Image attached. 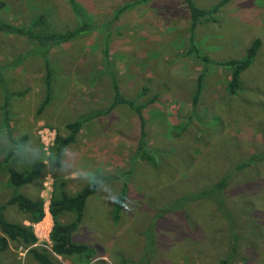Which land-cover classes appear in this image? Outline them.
<instances>
[{
	"label": "rangeland",
	"instance_id": "1",
	"mask_svg": "<svg viewBox=\"0 0 264 264\" xmlns=\"http://www.w3.org/2000/svg\"><path fill=\"white\" fill-rule=\"evenodd\" d=\"M4 1V19L19 26L43 14L55 30H72L82 21L92 28L47 50L53 98L43 112L44 51L0 32V133L17 142L39 139L51 154L56 135L68 134L67 123L110 106L115 79L124 96L144 105L146 140L159 162L153 165L137 154L143 121L129 105L85 122L70 145L77 163L98 169L119 193L126 185L127 197L116 219L115 202L96 190L90 196L75 235L97 250L89 262L55 254L46 234L39 233L36 246L53 255L52 264H223L232 253L231 264H264V217L255 216L253 200L258 193L264 205V0H229L215 21L198 23L195 42L210 57L207 64L188 53L192 19L183 0H76L81 16L68 0ZM193 1L211 8L221 0ZM126 3L132 6L119 13ZM257 37L262 40L258 58L231 95L232 72L224 63L242 59ZM10 152L0 147V204L13 193L8 168L32 165ZM252 157L254 163L247 164ZM46 164L43 180L22 187L23 193L41 195L49 204L56 181H65L72 195L88 185ZM226 176L222 191L194 196ZM6 215L31 224L15 205ZM231 216L238 236L234 252ZM73 219L65 214L60 220ZM46 222L53 226L50 215ZM0 262L39 264L20 241L10 242Z\"/></svg>",
	"mask_w": 264,
	"mask_h": 264
},
{
	"label": "trees",
	"instance_id": "2",
	"mask_svg": "<svg viewBox=\"0 0 264 264\" xmlns=\"http://www.w3.org/2000/svg\"><path fill=\"white\" fill-rule=\"evenodd\" d=\"M68 1L76 15L81 16V10L78 2L76 0ZM141 1L147 2L149 0H139L138 2ZM183 1L186 3L190 13V17L192 19L188 53L202 59L203 62L207 64L211 62V59L208 55L202 53V51L196 44L194 31L196 29V26L202 19L215 21L221 7L225 5L229 0H221L211 8H201L193 0ZM5 5V1L0 0V32L21 36L34 47H37L44 51L45 95L39 107V112H43L44 109L51 103L53 98L54 69L52 68L50 60L47 57V50L72 41L79 35L91 30L92 25L88 22L82 21L81 24L75 29L59 31L52 29L49 26L45 16L43 14H40L35 16L29 24L19 26L4 19L2 11L5 8ZM131 6L132 3H126L120 8L119 13L126 11ZM261 47L262 40L261 38L257 37L252 41L251 45L246 51L245 56L242 59L231 60L224 63L231 69L232 72L231 78L227 84V91L229 94L234 95L241 89L242 76L255 64ZM107 52L108 50H105L106 56H108ZM203 77L204 72L197 78V86L193 98L194 105H196L203 90ZM113 80L115 94L110 106L105 110H95L90 114L81 116L80 118L67 123L66 128L68 130V134L63 135L61 133H58L56 135L55 146L53 147V150L58 151L62 146L75 143L77 140V136L85 122L97 116L109 113L118 105L126 104L129 105L133 110H135L143 121L142 132L137 145V154L142 160H146L153 165L158 166V157L154 154V149L146 140V130L143 116L144 105L137 104L134 100L124 96L119 89L117 81L115 79ZM8 100L9 97L7 96V103L5 104L6 126H9ZM19 142H26V137L21 138ZM12 154L13 152L11 151L10 155ZM10 155L8 156V158L10 157ZM261 157L264 158V156ZM254 161L255 157H252L249 159V162L247 164H253ZM46 167V162L37 161L33 162L31 167L25 170H18L11 166L8 168L9 182L13 187V193L6 202L0 204V253L9 247L11 241H20L22 244L29 248L31 255L39 264L53 263V255L48 250L40 249L36 246L38 237L33 229V226L24 222L12 221L6 215V209L8 208V206L15 205L21 211L25 212L28 215L27 220L30 223L39 222L45 217L46 211L45 201L43 197L41 195L37 197H31L23 193L21 188L24 186L40 183L43 180ZM227 183L228 176L224 177L220 182L209 188L207 191H202L201 193L194 194V196H210L214 189L222 191ZM65 184V181H56L50 198L49 211L54 221L53 228L50 233L52 252L65 257H79L85 262H89L97 256V250L93 246L85 242L77 241L75 235L84 219L88 200L90 196L95 192V188L91 184H88L80 191H78V193L72 195L66 191ZM126 187L127 186L124 185L123 190L120 193V199L114 204L113 215L116 219L119 218L125 204V200L127 197ZM253 200L254 214L259 220H261L264 217V205H261L260 199H258V193L253 194ZM224 209L226 208L224 207ZM65 214H73L74 219L68 223L62 222L60 220L61 216ZM229 214L232 215V213ZM231 221L232 223L230 224V228L234 242L232 251L234 252V244L236 243L238 236H236V232H234L235 224L233 223L234 218L232 216ZM233 260L234 253H232V255H228L227 258L223 260V264H231ZM0 264L2 263L0 262Z\"/></svg>",
	"mask_w": 264,
	"mask_h": 264
},
{
	"label": "clouds",
	"instance_id": "3",
	"mask_svg": "<svg viewBox=\"0 0 264 264\" xmlns=\"http://www.w3.org/2000/svg\"><path fill=\"white\" fill-rule=\"evenodd\" d=\"M0 147L10 149L20 162H47L57 171L91 184L96 191L113 202L121 197L119 191L103 178V174L98 169L77 163L78 153L70 145L62 146L58 151L53 150L49 154L48 147L39 139H30L26 142L11 141L4 132L0 133Z\"/></svg>",
	"mask_w": 264,
	"mask_h": 264
},
{
	"label": "built area",
	"instance_id": "4",
	"mask_svg": "<svg viewBox=\"0 0 264 264\" xmlns=\"http://www.w3.org/2000/svg\"><path fill=\"white\" fill-rule=\"evenodd\" d=\"M49 204L45 203V211H46L45 217L39 222L31 223V225L33 226V229H34V231H35V233H36L38 238H39V233L44 234V235L46 234L47 240L50 243V246H49L50 250H52V242H51V239H50V233L52 231L53 226H49L48 222H46V218L48 217V215H50L51 219H53L51 214H50V211H49ZM53 224H54V221H53ZM38 226H40L39 227V232L37 230Z\"/></svg>",
	"mask_w": 264,
	"mask_h": 264
}]
</instances>
